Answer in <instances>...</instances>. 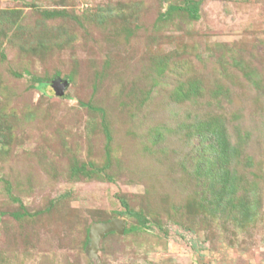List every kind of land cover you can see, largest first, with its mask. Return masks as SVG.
Wrapping results in <instances>:
<instances>
[{"label":"rangeland","instance_id":"1","mask_svg":"<svg viewBox=\"0 0 264 264\" xmlns=\"http://www.w3.org/2000/svg\"><path fill=\"white\" fill-rule=\"evenodd\" d=\"M186 1L0 0V264H264V0L158 19ZM212 118L235 152L206 197ZM122 201L147 226L90 256L95 224L136 225Z\"/></svg>","mask_w":264,"mask_h":264},{"label":"trees","instance_id":"2","mask_svg":"<svg viewBox=\"0 0 264 264\" xmlns=\"http://www.w3.org/2000/svg\"><path fill=\"white\" fill-rule=\"evenodd\" d=\"M199 11H200V2L199 1H193V0H187L184 5H170L167 9V11L160 15L158 18L159 20H164L167 17H170L175 12H184L189 18L192 20H198L199 19ZM59 74V73H58ZM38 84L44 85L45 81L43 79H36ZM198 84L197 82H190L189 86L187 88H180V92L176 93L175 99L178 101L181 100H192L195 97V94L198 92ZM80 105L83 107H87L91 111L94 112H100L102 121L105 122V114L102 109L92 106L89 103H83L80 102ZM223 120L218 118H212L211 122H208L206 125L207 132L210 130L211 136L210 140H207L209 137H205L202 133H199L198 136H201L200 143L197 148L196 153V162L193 167V176L198 182L201 187L207 189L206 192H203L202 194L204 196H208V188L212 186L214 180L219 179L220 182V175L217 176L220 169H224L225 172L228 170L227 167L229 166V163L231 162L232 156L234 155L235 148L231 146L228 143L227 135H226V128ZM204 123H201V129L198 131L199 126L197 128V132L202 131V127L204 126ZM107 130V128H106ZM5 134H0V139L4 138ZM216 135V137H214ZM110 141V138L109 140ZM225 145H222V142H225ZM208 142V143H206ZM219 143V144H218ZM233 147V150L230 149ZM106 146H109V143H107ZM238 147V146H236ZM109 157V155H108ZM107 157V158H108ZM74 175L79 172L78 167H74L73 169ZM228 175V173H225ZM223 187V182H220ZM199 185H197L199 187ZM221 187V188H222ZM8 191H12L9 186L6 189ZM122 206L124 207V211H121L120 215L128 216L130 219H134L136 225H132L131 227H128L125 229L124 235H127L128 233H132L137 231L138 229L147 226L148 219L146 215H144L141 211H135L131 209V207L126 203L125 201H122ZM21 210H24V207L21 206ZM239 216L234 217L235 224L240 226L242 223V218L240 216V212H237ZM32 214L28 213L27 211L18 212L14 214V217L17 219H22L25 217H30ZM249 218V217H247ZM114 233H110L108 235H113Z\"/></svg>","mask_w":264,"mask_h":264},{"label":"water","instance_id":"3","mask_svg":"<svg viewBox=\"0 0 264 264\" xmlns=\"http://www.w3.org/2000/svg\"><path fill=\"white\" fill-rule=\"evenodd\" d=\"M68 79L55 78L53 81V87L58 96H62L65 93V88L68 86ZM126 229V220L115 219L105 223L95 224L92 227L90 237V256L97 257L99 250V244L101 240L109 233H117L124 235Z\"/></svg>","mask_w":264,"mask_h":264}]
</instances>
